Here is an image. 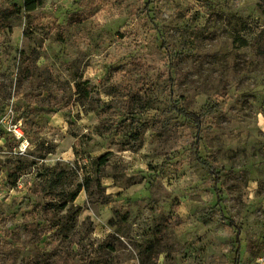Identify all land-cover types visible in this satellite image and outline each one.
<instances>
[{"label": "rangeland", "instance_id": "obj_1", "mask_svg": "<svg viewBox=\"0 0 264 264\" xmlns=\"http://www.w3.org/2000/svg\"><path fill=\"white\" fill-rule=\"evenodd\" d=\"M0 183V264H252L264 0H0Z\"/></svg>", "mask_w": 264, "mask_h": 264}, {"label": "built area", "instance_id": "obj_2", "mask_svg": "<svg viewBox=\"0 0 264 264\" xmlns=\"http://www.w3.org/2000/svg\"><path fill=\"white\" fill-rule=\"evenodd\" d=\"M8 131L13 134V136L20 142V145L23 149L26 148L24 133L21 128V123L19 121H9L8 122ZM20 150H22L20 148ZM3 197V189L0 183V201ZM252 264H264V248L261 250L260 254L255 258Z\"/></svg>", "mask_w": 264, "mask_h": 264}, {"label": "trees", "instance_id": "obj_3", "mask_svg": "<svg viewBox=\"0 0 264 264\" xmlns=\"http://www.w3.org/2000/svg\"><path fill=\"white\" fill-rule=\"evenodd\" d=\"M178 112L181 113L184 117L191 119L197 126L201 122L200 116L196 113L183 111L181 109H179ZM101 160H104V157H101ZM229 226L234 227L236 229V242H238L239 244V236H240L239 229L237 228V226L235 225L233 221L229 222Z\"/></svg>", "mask_w": 264, "mask_h": 264}]
</instances>
